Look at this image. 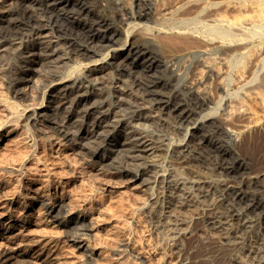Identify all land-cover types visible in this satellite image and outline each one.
<instances>
[{"label":"bare ground","instance_id":"6f19581e","mask_svg":"<svg viewBox=\"0 0 264 264\" xmlns=\"http://www.w3.org/2000/svg\"><path fill=\"white\" fill-rule=\"evenodd\" d=\"M153 124L168 136L156 139ZM262 124L264 0H0V264H69L44 247L56 237L42 226L83 256L70 264H96L90 239L116 230L120 258L146 263L127 235L148 199L118 226L88 194H50L30 179L47 169L41 143L110 190L163 184L191 220L197 197H212V227L229 246L253 237L247 252L264 264V155L251 170L238 144Z\"/></svg>","mask_w":264,"mask_h":264},{"label":"rangeland","instance_id":"374dc122","mask_svg":"<svg viewBox=\"0 0 264 264\" xmlns=\"http://www.w3.org/2000/svg\"><path fill=\"white\" fill-rule=\"evenodd\" d=\"M46 113L54 121H59L61 117L60 114L56 113V110H48ZM263 125L259 126L261 128L257 127V130H251L243 135L239 139L240 141L238 140L241 151H246L245 153L242 151L241 155L247 161L249 167H252L251 170L258 166L260 161L257 158L260 152L264 155V149L258 151L262 145L254 149L253 146L250 148L246 144H256V142V145L264 144V138H262V136L264 137ZM126 129L129 130L127 126L124 130ZM147 129L151 130L153 135H156V139L168 136V132L157 125L153 124ZM258 137L260 138L257 139ZM256 139L261 142L259 143ZM245 140L246 142L249 140L251 142L246 143L244 142ZM205 148L206 150L209 149L207 146ZM5 149H11V144L6 146ZM256 149L258 150L256 151ZM63 150L64 148H60L55 144L41 143L37 147V154L40 160L46 164L47 169L35 172L30 179L35 178L36 180L45 181L50 194L67 191L72 199L88 194L91 198L89 203L100 205L101 214L99 219L111 221L110 218H112L118 226L128 223L129 220L125 213L129 206L148 199V211L138 212L134 215L135 223L127 235L133 245H135V248H138L137 250H140L146 258V263L131 256L130 253L120 258L114 248L117 247V244L125 234L120 230H116L106 233L108 236L104 233H98L94 238L90 239L91 244L94 249L98 250L97 253L99 254L98 258H96V264H255L257 257L247 252L251 250L249 246L254 240L253 237L245 235L239 244L229 246L230 240L221 230L215 229L210 224L209 218L214 209L208 207V205L212 203V197H197L198 202L195 205L194 212L198 213V218L191 220L190 215L192 213L178 212L176 205L169 197V191L163 184H155L150 190H143L142 187H139L138 191L132 192L124 188L110 190L109 187L112 183L108 182V178L93 172H81L77 168L75 169V167H78L76 162H70L71 168L67 170L65 160H71L69 157L67 158ZM256 152L258 153L256 154ZM261 158H264V156H261ZM168 170L171 176H176V174L183 178L189 176L181 169L170 167ZM262 184L264 186V181ZM27 187L31 188V186ZM192 193L198 196V191L192 190ZM261 197L264 199V190L261 193ZM87 207L91 206L88 205ZM36 213L37 215H34L35 219H40L43 216L40 209L36 210ZM42 228L40 233L42 236L53 235L56 237L53 243L44 246L50 253H56L61 261L69 264L76 262L78 258L81 259L80 257L83 259V256L73 249L55 229L45 226H42ZM24 262H27L26 264H42L33 262L30 259Z\"/></svg>","mask_w":264,"mask_h":264}]
</instances>
